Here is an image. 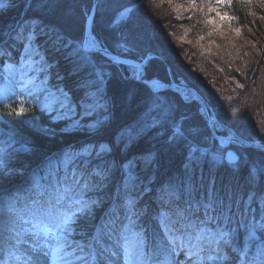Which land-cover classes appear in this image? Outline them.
Segmentation results:
<instances>
[{"label":"trees","instance_id":"16d2710c","mask_svg":"<svg viewBox=\"0 0 264 264\" xmlns=\"http://www.w3.org/2000/svg\"><path fill=\"white\" fill-rule=\"evenodd\" d=\"M212 1L221 4L224 7L223 11L243 26L258 25L256 19L263 14L260 4L264 0ZM131 2L137 4V8L131 13L126 25H121L116 32L111 31L120 36L119 38L129 33V28H139L137 22L143 19L145 24L150 23L142 3L139 0ZM3 3L4 7H0V85L3 79V66L8 63L19 64L24 47L29 43L28 33L35 28L31 43L36 42L41 51V57L48 70L50 90L65 93L70 98L71 105L76 108V112L56 114L55 111L49 113L36 105L19 101L0 102L2 144L0 163L3 165L0 168V258L4 249L2 242L15 219L14 214L8 212L5 205L7 201L14 199L18 205L30 209L40 197L38 189L40 176V181L51 195L60 193L61 189H71V195L75 198L95 202L91 204V211L87 215L89 219L81 225L78 224L79 218H85L78 213L75 223L71 226L75 229L79 225V229L82 230L80 233L83 234V238L75 237L73 233L69 234V242L73 249L77 243L88 248L95 232L108 221L116 229H123L128 225L144 229L150 244L154 245L155 240L163 235L158 227L159 219L156 221L155 217L159 216L162 210L167 212L183 210L187 216L193 214L197 217L200 223L204 218L211 225L214 222L232 230L233 234L230 235L227 244L223 243L221 250L214 254V257H217L226 253V257L208 264H248L247 253L244 254L243 251L245 243L242 240V230L255 223V229L264 240V212L256 206L257 201H253V206L249 207L245 202L242 203L241 199H246L251 193H255V197L264 195V175L260 180L252 182L249 170L251 167L239 169L241 173L239 174L231 171L232 166L224 164L223 169L213 174L212 187L209 182L204 184L205 191L208 190H206L208 185L210 187L209 192H205L206 195L201 190L192 192L187 188L190 181L185 175V170L188 172L190 170L192 175V188L194 183L199 187L202 176L210 177L211 173V168L206 164L201 167L195 165L193 168L188 166L191 162L190 156L193 154L190 147H193L194 136L199 139L200 136L205 138L199 143L203 144L200 145L202 147L208 144V148H205L208 151L216 148L213 136L206 133L209 130V120L202 104L194 98L181 101L177 97L176 100L179 101L177 103L169 98V102L165 101V110L161 111V103H164L161 95L177 92L169 90L164 93H151L130 76L129 72L123 71L124 69L128 71V66L114 64L100 54L88 52L87 59L92 57L95 64L105 65L114 77L103 86L106 92L101 91L97 101L92 100L89 91L98 86H90L92 76H89L86 68L80 65L79 59L84 57V54L81 47L77 48L83 36L85 16L90 7L89 1L36 0L33 3V0H3ZM117 4L120 3L111 5L110 10H98L96 13L93 34L99 44L116 54L135 60H140V57L144 59L147 54L161 56L160 50L157 49L148 52V48L143 50L138 47L125 52L120 45L112 41L113 36L107 29L118 12ZM99 32L109 41L101 40ZM57 51L60 54L58 60L54 58V52ZM177 60L180 62L178 56ZM155 61L160 62L164 69L168 66L176 81H188L181 75V70L174 68L170 63L166 65L158 58L150 59L146 67ZM180 64L184 65V62ZM248 78L249 75L243 81L252 83V79ZM193 87L201 93L198 87ZM138 90L142 95L139 96ZM94 91L99 92L100 89ZM243 96L245 97L244 94ZM108 98L113 100V106L103 108L102 105L109 102ZM153 98L160 99L161 103L159 107L155 105V109L152 106L150 109V100ZM91 101H96L98 108L101 109L98 120L86 110L85 106ZM132 106L135 109L130 111L128 107ZM19 108L25 109L22 116L18 114ZM243 112L241 109V113ZM217 114L222 122L245 138L240 123L235 124L223 118L221 112L217 111ZM144 117H147V123L152 119L149 127H143ZM253 117L256 118L255 122L256 113L250 116L252 119ZM194 124L197 127H193ZM126 131L129 134H124ZM101 145L107 146L110 151L97 155ZM87 148L91 150L89 154L80 153ZM250 150L264 153L258 149ZM71 153H80V156L74 158L67 169L60 168L52 174L45 171L53 160ZM104 168L108 171L105 174L106 178L101 179L95 173ZM12 169L16 171L11 172ZM127 172H135L136 176L130 189L126 191L122 181ZM167 189L173 190L175 198L164 207L162 206L164 197L162 200L160 195L157 199H153L152 196L157 191L164 194ZM212 192L213 197L209 198ZM198 200L213 203V208L222 206L224 215H217L213 208H209L206 215L205 206H201L198 211L195 209L189 211L188 207L192 208L189 205ZM129 201L134 205L131 207L132 210L136 211L131 217L126 213V209L119 211ZM110 208L114 210L109 211ZM62 209L74 210L71 206H63ZM246 217L248 219L245 221ZM243 221L246 222L245 227ZM234 236L237 238H233Z\"/></svg>","mask_w":264,"mask_h":264},{"label":"rangeland","instance_id":"374dc122","mask_svg":"<svg viewBox=\"0 0 264 264\" xmlns=\"http://www.w3.org/2000/svg\"><path fill=\"white\" fill-rule=\"evenodd\" d=\"M88 1L90 7L86 15L89 14L95 0ZM131 1L132 0L100 1L97 11L110 10L111 5L114 6L116 2L120 3L117 4L116 10L118 12L114 20L108 26L107 32H111L112 30L116 32L121 25H126L131 13L137 8V4H133ZM139 2L145 7L144 9H146L150 23L145 24L143 22L145 19L137 22V26H139L140 29L137 27H131L129 28V33L123 34L121 36L122 38H119L120 36L118 35L116 36L115 32H113L114 34L111 32V35L113 36L112 41L120 45L125 52L132 49L134 50L138 47L143 50L148 48V52L153 49L160 50L162 54L161 56L147 54L144 59L153 56L162 60L166 65L170 63L174 68L181 70V75L184 76L183 78L188 80L187 82L176 81L168 66L164 69L160 62L155 61L152 62L148 68L145 66V75L142 78L143 81H147L150 84L155 81L160 85L159 88H162L164 85H169L172 82L185 83L192 88H194L193 86L198 87V90L201 93L197 92L202 97L204 95L207 100L209 99L207 101L203 97L214 109L216 114L217 111L219 113L221 112L222 117L224 116L223 118L235 124L240 123L243 127L245 138L241 137L237 132L236 133L241 138L250 142H264V1L260 4L263 14L256 19L258 25L252 27L239 24L232 16L223 11L224 7L221 4L212 0H139ZM121 14H123V18H121ZM92 36H94L93 26ZM99 36L101 40H104L105 42L109 41L105 38L103 33L99 32ZM79 47H81V42L77 44V48ZM99 47L103 46L99 44ZM76 49L75 51H77ZM59 55L58 51L54 52L55 59L59 58ZM41 56L42 54L39 47L36 42L32 41L30 46L29 43L25 45L19 64L17 63V65H14L8 63L3 66V79L0 85V102H6L8 99L12 98L13 100L22 103L36 105L38 108L49 113L54 111L56 114L75 113L76 108L71 105L70 98L65 93L50 90L49 75L47 73L48 70ZM177 56L179 57L180 62H184V65L180 64L177 60ZM91 58L92 57H90V59L86 58L85 60L84 57H81L79 62L82 67L86 68L88 75L92 76L90 86H98L96 89L89 91L92 100L97 101V96L99 97L101 91H104L103 86H105L106 81H109L111 78L114 79V77H112L109 71L105 68V65L101 66L100 64H95ZM144 59L140 57L139 61ZM111 62L117 64L113 61ZM123 71L125 73L129 72L128 74L134 77L141 86L150 91L138 81L136 68L128 67V71L126 69ZM247 75L252 79V83L243 81ZM98 89H100L99 92L94 91ZM128 90L127 87L126 91ZM167 91L169 90L162 92L164 93ZM104 92H106V89ZM150 92L156 93L152 91ZM175 92H177V94L171 93L166 95L165 93V95H161L164 103H161L160 99L157 98L151 99L150 109L151 106L155 109V105L159 107L161 103V111L165 110L164 108L166 102H169V98L173 99L172 101L176 103L179 102L178 99L176 100L177 97H179L181 101H189L193 98L197 100L191 92L184 89L176 90ZM137 93L139 96L142 95L139 93V90ZM96 101H91L85 107L86 110H88L89 115L93 116L95 120H98L101 109L98 108ZM108 101L107 104L102 105L103 108L113 106V100L108 98ZM214 105H217L218 107ZM201 106L203 107V105ZM128 109L132 111L135 108L132 106L128 107ZM241 109L242 111L244 110L243 113H241ZM203 111L208 117L204 107ZM255 113L257 120L254 122L256 118L253 117L252 119L250 116H254ZM151 120L152 119L147 123V117H144L143 122L145 124H143V127H149L152 123ZM222 123L229 127L224 122ZM193 127H197V125L194 124ZM209 127L210 124L208 125L209 130H207L206 133L213 136L216 148L212 151H208L205 149L208 148V144L205 147H202L200 145L203 144L199 143L203 139L205 140V138L200 136L201 139H199L194 136L193 147H190L193 154L190 156L191 162H189L190 164L188 166L193 168L195 165L201 167V165L206 164L211 168V173H209L210 177L202 176L199 180L201 185L198 187L197 184L194 183L195 185L193 184L192 188V175L190 174V170L189 172L187 170L184 171L186 177L189 178L190 181L187 188L192 192H198L201 190L205 195V192H209L210 187L208 185V187H206V190H208L205 191L204 184L209 182L212 187L213 174L215 172L217 173V170L220 171L223 169L224 164H227L224 160L225 151L227 150L224 149L222 145L225 146L232 139V134L229 131L221 130L219 127L213 130ZM124 134L129 133L126 131ZM120 136H118V138H120ZM222 140L224 141V144L221 145ZM1 147L2 144L0 143V148ZM230 149L235 150L240 157L239 162L232 166L233 170L231 171L239 173V169L251 167L249 169L251 181L255 182L258 181L257 179L260 180L261 176L264 175V153L244 149L239 145H236V143L232 144ZM90 152L91 150L87 148L80 153L89 154ZM80 153H71L61 159L53 160L47 166L45 171L48 174H52L54 171H59L60 168H63L64 170L67 169L73 159L80 156ZM13 171L15 172L16 170L12 169L11 172ZM135 176V172H127V174H125L122 184H124L126 191L130 189ZM38 180L40 182L38 186V189L40 190L39 194L43 195L46 192V187L43 185V182L40 181V176H38ZM159 195L161 196V199L164 197V200L162 199L164 201L162 206L164 207L171 203L174 200L173 198H175V193L171 189H167L164 194L157 191L152 198L157 199ZM209 195V198H212L213 192ZM71 196L74 197L73 195ZM255 196V193H251L246 199L242 198L241 201L242 203L245 202L249 207L253 206V201H257L256 206L259 207L261 212H264V195H261L260 197ZM176 202L178 201L176 200ZM208 204V202H200L198 200L189 206H194L195 209L196 206H198V208L201 209V206H206ZM5 206L7 209L9 208L8 210L18 209V205L12 201H7ZM188 208L189 211H192L190 209L191 207ZM125 209L126 213L129 214V217L134 216L136 213L135 210H132V208L129 207L128 203L119 211H125ZM112 210L114 209L110 208L109 211ZM163 213H168L173 219H175V212H166L165 210H162L160 214ZM87 215H83L85 218H79L77 223L81 225L86 219L88 220L89 217H87ZM188 218L194 225H198L200 229L205 230L207 238L201 242L203 247L219 252L221 250V245L224 242L221 241L218 245L216 243L218 237L214 234L219 232L225 233V239L227 241L231 238L230 235L233 234L231 232L232 230H229L226 226H219L214 222L211 225L209 224V221L204 218L202 219V223H200L199 220L196 221L197 217H194L193 214L188 216ZM213 219L214 218L212 217V220ZM247 219L248 217L245 218V221ZM245 221L242 223H246ZM207 223L209 225H207ZM107 224H109L110 227L106 231L107 237L104 239L103 246L109 250V253L113 251L120 253V259L116 260V264H124L123 249L120 245L123 244L122 235L125 233L118 229H114L109 221ZM243 226L245 227L246 225L244 224ZM11 228L12 229L7 232V237H5L3 241L7 255V263L5 264H34L38 248L49 253L47 264H60L59 261L53 260L50 251V249L55 247V241L44 236L41 231L42 226L39 224L37 217L25 218L20 216L18 219L14 220V224ZM255 228L256 225L253 223L242 230V240L245 243L243 251L244 254H249L250 252L255 253L258 250L255 255L249 256V260L254 264H264V240H262L259 231ZM80 231L82 230L79 229V225H77L75 229H72L71 233H73L75 237L83 238V234L82 232L80 233ZM134 232H143L146 234L144 229L135 228ZM233 238L237 237L234 236ZM193 243H195V241H193ZM182 254L181 250L178 251V253H173L170 257L172 264H187L186 259L184 262H181V258H186L185 255ZM106 256H108V254H106ZM220 257L221 259L226 257V253L222 254ZM110 259L115 260L116 258L110 257ZM229 259H231L230 256ZM178 260L179 262L177 263ZM76 264H79V261H77ZM98 264H108V260H98Z\"/></svg>","mask_w":264,"mask_h":264},{"label":"snow or ice","instance_id":"6c2138e0","mask_svg":"<svg viewBox=\"0 0 264 264\" xmlns=\"http://www.w3.org/2000/svg\"><path fill=\"white\" fill-rule=\"evenodd\" d=\"M36 0H33L35 3ZM58 6V5H57ZM0 7H4L3 0H0ZM31 7V4H29ZM123 18V14H121ZM35 34V28H33L27 36L29 46L31 44L32 37ZM81 49L84 54V58H87V53L91 50H99V42L96 38L89 34L88 38L81 45ZM148 60L144 59L143 63L136 65L137 78H141L145 65ZM145 83H148L145 81ZM149 87L153 90L159 89L160 85L153 81ZM16 111V110H14ZM25 112L24 108L18 109V114L23 115ZM179 132V129H177ZM231 143H238V141L232 140ZM224 144V141H221ZM258 149L264 152V145H258ZM110 149L107 146L101 145L97 155L109 152ZM229 163H234L236 157L232 154L228 155ZM3 165L0 163V168ZM131 167V163H130ZM108 169L104 168L95 173L96 176L101 179L106 178ZM130 178V177H129ZM87 187V185L85 186ZM71 189H66L64 193H61L55 197L56 203L51 205L46 212L48 217V223H45L41 229L45 237H48L55 241V247L50 249L51 255L54 261H59L60 264H98L99 261L108 260V264H116V260L120 259V253L111 252L103 246L101 243L102 237L98 233L92 239L97 245L96 248H91V251L86 252L85 246L77 243L75 248H72V244L69 242V234L72 232V225L77 219V214L87 215L91 211V204L94 201L89 202L83 199H77L72 197L71 208L74 210H61L64 200L71 196ZM129 207L134 206L132 201L128 202ZM209 208H213V203H209L205 206V214ZM213 210L217 215L223 216V207H215ZM161 231L163 233L161 238L155 240V244L149 243L143 232H134L130 227L125 226L122 235L123 244L120 245L123 249V262L124 264H172L171 255L179 248L184 252L187 264H204V257L200 255V252L204 250L202 241L205 240L206 234L204 229H200L198 225H194L184 211L177 210L175 212V219L172 218L168 213L161 214L160 218ZM130 234V235H128ZM218 237L216 243L219 245L221 241L227 244L225 239V233H215ZM195 241V243H193ZM146 249L148 251L146 252ZM77 252L79 255H77ZM161 253L164 254L163 260H153V257H158ZM108 254V256H106ZM49 253L44 252L42 249L36 251L34 264H47V258ZM110 257L116 258L115 260ZM208 259H221L220 256L208 257Z\"/></svg>","mask_w":264,"mask_h":264},{"label":"water","instance_id":"95a60500","mask_svg":"<svg viewBox=\"0 0 264 264\" xmlns=\"http://www.w3.org/2000/svg\"><path fill=\"white\" fill-rule=\"evenodd\" d=\"M101 0H95L92 7H91V10L89 12L88 15H86V19H85V35L84 37L82 38V42H81V45L84 43V41L87 39V31L88 30H91L92 29V25H93V22H94V18H95V14H96V11H97V8H98V5L100 3ZM91 53H97V54H100L104 57H106L107 59L117 63V64H120V65H124V66H129V67H134L136 68L135 66L136 65H140L143 63V60L142 61H139V60H135V59H132V58H128V57H124V56H121V55H118L116 53H113L112 51H110L109 49L105 48V47H99V50H91L90 51ZM152 58H155L153 56H149L147 57L146 59L147 60H150ZM146 66V65H145ZM145 75V67H144V70H143V73H142V76L141 78L138 79L139 82H141L145 87H147L150 91L152 92H156V93H159V92H162V91H165V90H172V91H176V90H186V91H189L191 92L195 97L196 99L203 105V107L205 108V111L209 117V121L210 123L213 122V121H216L217 124H218V127L221 129V130H226V131H229L231 134H232V140H235V141H238V145H240L242 148H253V149H258V145H264L263 143H252V142H248L244 139H242L240 136H238V134H236V132H234L233 130L227 128L217 117L216 115V112L214 111V109L206 102V100L197 92V90H195L194 88H192L191 86L185 84V83H175V82H172L171 84L169 85H164L162 88H159L157 90H153L149 87L150 83H145V81H143V77ZM217 141L219 142V140L217 139ZM232 144H235V143H231L229 142L225 147L227 151H226V154H225V161L228 163V164H236L238 161H239V157H238V154L235 150L233 149H230V146ZM229 154H232L236 157V160L234 163H229V160H228V155Z\"/></svg>","mask_w":264,"mask_h":264},{"label":"bare ground","instance_id":"6f19581e","mask_svg":"<svg viewBox=\"0 0 264 264\" xmlns=\"http://www.w3.org/2000/svg\"><path fill=\"white\" fill-rule=\"evenodd\" d=\"M97 12V11H96ZM95 16H96V14H95ZM93 26V25H92ZM85 27V26H84ZM84 31H85V29H84ZM89 34L90 35H92V29L91 30H88L87 31V38H88V36H89ZM84 35H85V33L83 32V36H82V38L84 37ZM81 42H82V40H81ZM149 61V60H148ZM217 115V114H216ZM218 117V116H217ZM219 119V118H218ZM220 120V119H219ZM209 124H210V127L213 129V130H215V129H217V127H218V124H217V122L216 121H213V122H211L210 123V121H209ZM227 127V126H226ZM227 128H229V127H227ZM229 129H231V130H233L232 128H229ZM234 131V130H233ZM234 132H236V131H234ZM237 134V133H236ZM239 136V135H238ZM243 139V138H242ZM245 140V139H244ZM247 141V140H246ZM248 142H250V141H248ZM252 143H258V142H252ZM259 143H263L264 144V142H259ZM222 145V144H221ZM227 145V144H226ZM225 145V146H226ZM223 147H225L224 145H222ZM223 149V148H222ZM225 149V148H224ZM245 149H253V148H245ZM259 150V149H258ZM225 154H226V151H225ZM239 157V156H238ZM224 160H225V156H224ZM239 160H240V157H239ZM226 162V161H225ZM239 162V161H238ZM237 162V163H238ZM227 163V162H226ZM236 163V164H237ZM228 164V163H227ZM236 164H228L229 166H234V165H236Z\"/></svg>","mask_w":264,"mask_h":264}]
</instances>
